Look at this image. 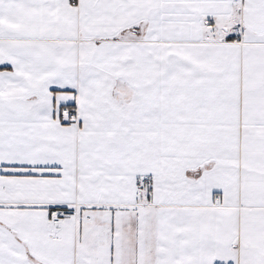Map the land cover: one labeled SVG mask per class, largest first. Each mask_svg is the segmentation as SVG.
<instances>
[{
  "label": "snow or ice",
  "instance_id": "6c2138e0",
  "mask_svg": "<svg viewBox=\"0 0 264 264\" xmlns=\"http://www.w3.org/2000/svg\"><path fill=\"white\" fill-rule=\"evenodd\" d=\"M0 264H264V0H0Z\"/></svg>",
  "mask_w": 264,
  "mask_h": 264
}]
</instances>
